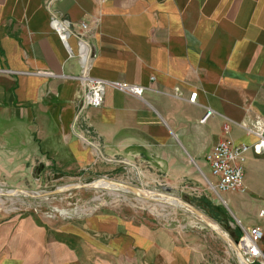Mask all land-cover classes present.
Listing matches in <instances>:
<instances>
[{"label":"crops","instance_id":"obj_1","mask_svg":"<svg viewBox=\"0 0 264 264\" xmlns=\"http://www.w3.org/2000/svg\"><path fill=\"white\" fill-rule=\"evenodd\" d=\"M51 15L93 22L82 37L89 76L143 87V95L107 87L100 107H84L77 36L68 39L69 56ZM256 118L264 121V0H0L2 172L137 163L173 185L198 184L216 143L254 142L238 124ZM243 183V194H227L233 221L264 230L246 211L264 192V155L246 154ZM177 241L100 214L47 231L36 225L27 261L50 259L55 245L72 264H189Z\"/></svg>","mask_w":264,"mask_h":264},{"label":"rangeland","instance_id":"obj_2","mask_svg":"<svg viewBox=\"0 0 264 264\" xmlns=\"http://www.w3.org/2000/svg\"><path fill=\"white\" fill-rule=\"evenodd\" d=\"M28 169L0 171V192H49L66 185H87L102 181L126 185L139 190L140 194L145 193L151 197L156 194L157 197L140 199L144 197L108 188L74 189L44 199H32L21 193L15 196L1 194L0 264H33L27 260L31 258L30 237L36 225L47 231L62 222L108 213L148 230L168 231L169 235L177 237L178 245L190 259L189 264L240 263L229 245L200 219L189 210L178 207L170 198H164H179L190 204L219 226L232 241H237L242 233L241 226L233 221V214L227 206V194L218 196L210 189V173L208 177L205 174V179L198 184L188 180L173 185L166 181L164 172L140 167L137 163L114 167L109 164L82 172H63L51 166ZM260 210L263 211L259 217L254 218L253 214ZM246 211L254 222L264 227V192L253 196ZM50 249L45 252L48 258L51 256L50 259L45 260L40 253V259L34 264L73 263V255L57 249L55 245ZM35 255L38 259V250Z\"/></svg>","mask_w":264,"mask_h":264},{"label":"built area","instance_id":"obj_3","mask_svg":"<svg viewBox=\"0 0 264 264\" xmlns=\"http://www.w3.org/2000/svg\"><path fill=\"white\" fill-rule=\"evenodd\" d=\"M93 22H81L73 24L70 21L55 15L50 17V28L58 35L64 44L69 56L74 52L68 44L71 35L77 36L76 56L85 70L79 79L85 86L82 105L86 108H98L103 104L105 88L111 87L124 94L141 97L144 88L123 82H107L92 78L88 74V63L92 59L89 46L83 41V35L88 31ZM197 93L190 94L188 101L195 103ZM212 112L206 110L205 116H211ZM246 134L254 138L252 144L235 143L230 139H223L216 143L205 156V161L210 171V189L218 196L224 194H243L244 169L246 154L253 152L256 155H264V121L256 118L248 124H238ZM223 131L228 134L229 129L224 126ZM237 248L248 264H264V230L259 227L242 229L241 236L236 241Z\"/></svg>","mask_w":264,"mask_h":264},{"label":"water","instance_id":"obj_4","mask_svg":"<svg viewBox=\"0 0 264 264\" xmlns=\"http://www.w3.org/2000/svg\"><path fill=\"white\" fill-rule=\"evenodd\" d=\"M93 182H91L90 184H84V185H76V184H72V185H66L64 187H60V188H56L53 191H49V192H28V191H23V190H14L15 192L24 194L25 196H28L29 198L32 199H44V198H48V197H52V196H57L65 191H69V190H74V189H85V188H89L90 185ZM115 183V182H114ZM117 186H121V187H125L127 188L129 191V193H132L136 196H138L140 194L139 190L134 189L132 187L126 186V185H122L119 183H115ZM3 195V194H2ZM5 195L10 196V194L6 193ZM154 197H157L156 194H154ZM140 198V197H139ZM164 198H172V199H177L179 200V198H174V197H164ZM140 199H152L151 196L147 195V197L144 198H140ZM183 204L185 206H187L188 208L193 210V215H195L198 219L201 220V222H203V224L209 228L211 231L215 232L221 239H223L228 245L229 247L235 252L238 260L242 261L244 264H248V262L243 258L242 254L240 253V251L237 248V242L236 241H232L228 235L226 233H224L221 229V233L219 232V226H217L215 223H212L211 221H209L207 219V217H205L199 210H197L196 208H194L193 206H191L190 204L183 202Z\"/></svg>","mask_w":264,"mask_h":264},{"label":"bare ground","instance_id":"obj_5","mask_svg":"<svg viewBox=\"0 0 264 264\" xmlns=\"http://www.w3.org/2000/svg\"><path fill=\"white\" fill-rule=\"evenodd\" d=\"M99 181V180H98ZM114 185H116L114 182H102V181H100V182H97V183H92L91 185H90V187L89 188H97V189H106V188H108V189H120V190H123L124 192H128L129 190L127 189V188H125V187H119V186H114ZM6 193H8V194H10L11 196H15V195H17L18 194V192H15V191H8V192H6ZM1 194H5V192L4 193H1L0 192V195ZM139 196L140 197H146L147 196V194H145V193H143V194H139ZM151 198H155V197H151ZM172 201H175L176 202V205H178V207H180V208H182V209H187V210H189L190 211V213H192L193 214V210L192 209H190V208H188L187 206H185L184 204H183V202L179 199V200H177V199H172V198H170ZM208 219V218H207ZM209 220V219H208ZM209 221H211V220H209ZM213 223V222H212ZM219 232L221 233L222 231L220 230V228H219ZM238 259V258H237ZM238 262H240L239 264H244L242 261H240V260H238Z\"/></svg>","mask_w":264,"mask_h":264}]
</instances>
